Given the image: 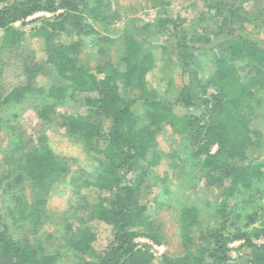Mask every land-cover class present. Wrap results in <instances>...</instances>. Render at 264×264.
<instances>
[{"label": "trees", "instance_id": "16d2710c", "mask_svg": "<svg viewBox=\"0 0 264 264\" xmlns=\"http://www.w3.org/2000/svg\"><path fill=\"white\" fill-rule=\"evenodd\" d=\"M147 1L155 19L134 22L123 32L122 69L97 66L89 71L79 62V44L73 37L96 33L86 21L107 19L104 0H0L2 45L13 50L28 44L34 59L33 64L22 61L0 67V127L7 122L6 110L31 93L47 101L37 111L42 122L49 120L58 104L73 102L78 106L61 118V126L69 137L87 143V153L95 154L99 163L95 177L82 184L89 198L83 207L86 217L75 231L66 228L56 248L13 236L0 207V264H66L70 257L76 264H264V159L249 156L264 146L261 132L251 130L249 119L261 104L254 100L253 90L259 89L264 97V42L252 41L242 28L226 34L218 26L212 38L195 30L186 34L165 15L168 0ZM209 2L218 16L215 2ZM40 13L53 17L34 21L28 33L14 26ZM156 39L158 44L150 43ZM216 49L219 56L214 57L213 72L200 96L192 85H183L167 99L171 82L151 81L164 54L173 56L185 75L191 72L195 53ZM137 106L140 117L133 111ZM193 109L203 111L193 115ZM167 127L185 140L189 159L197 164L206 185L221 192L206 225L196 208H180L182 252L175 257L155 256L148 245L136 243L142 238L159 245L163 236L148 215L140 190L142 178H129L143 162L146 168L159 164L156 136ZM13 145L19 173L5 188L0 179V196L24 180L47 193L46 186L69 171L43 138L32 145L18 134ZM254 182L261 198L253 196L246 210L240 206L241 197ZM26 204L17 197L15 210L9 213L28 221L36 234L45 220L42 202L36 197ZM234 243L239 257L231 261L228 253Z\"/></svg>", "mask_w": 264, "mask_h": 264}, {"label": "rangeland", "instance_id": "374dc122", "mask_svg": "<svg viewBox=\"0 0 264 264\" xmlns=\"http://www.w3.org/2000/svg\"><path fill=\"white\" fill-rule=\"evenodd\" d=\"M209 1L212 0H168L165 15L175 20L178 31L183 28L186 34L195 30L198 35L212 38V33L218 29V26L226 34L231 29L242 28L252 41L264 42V0H213L218 15L216 17L215 11L208 7ZM104 2L106 3L104 15L107 19L100 23H93L90 18L86 21L96 33L83 32L73 37V40L79 44V62L89 71H93L97 66L122 69L120 58L123 32L134 22H151L156 16L155 10L150 8L147 0H104ZM52 17L53 14L40 13L26 20L24 24L17 23L14 26L28 33L36 25L34 21ZM150 43L158 44L157 39L151 40ZM30 49L29 45L25 44L19 49L9 50L2 45L0 39V67L19 65L22 61L33 64L34 59ZM197 54L200 53H195V57L190 58L191 72L185 75L180 74V70L174 64L173 56L164 54L159 57L158 74L152 76L151 81L156 85L171 82L167 99H172L183 85H192L198 96L201 95L202 87L213 72V60L214 57L219 56V51L216 49L211 53ZM238 67H242L241 64H238ZM261 71L264 78V66ZM211 91L212 89H208L209 93ZM253 91L254 100L260 101L261 104L256 113L249 117L250 128L252 131L261 132L264 145V97L259 89ZM46 102L43 95L31 93L20 105L6 110L7 122L0 127L1 186L5 188L8 183H12L19 173L13 149L18 134L24 142L32 145H39V140L43 138L46 145L69 171L65 176L56 178L53 183L47 185V193L41 192L39 187H35L28 180H24L19 186H11L7 194L0 196V207L9 222V230L13 236L18 239L27 237L32 242L39 240L50 250V247L56 248L58 238L66 228L70 227L75 231L79 221L86 217L83 207L89 198L84 195L82 184L85 180L95 177L99 163L95 154L87 153V143L69 137L61 126V118L74 112L78 104L74 105L73 102L67 101L58 104L49 120L42 122L37 111ZM133 111L140 117L139 106L133 108ZM202 111L203 109H193L190 112L199 115ZM156 142V151L161 155L159 164L146 168V163L143 162L129 178L136 176L142 178L140 190L147 203L148 215L160 229L163 240L159 245H153L145 239L138 238L136 243L140 247L144 244L148 245L149 251L155 256L166 254L175 257L182 252L178 237L180 208L184 206L196 208L206 225L207 218L221 200V192L218 187L206 185L197 164L189 159L190 149L186 148L185 140L176 138L170 128L161 131L156 136ZM215 150L216 148H213L211 153H215ZM249 156L251 160L257 159L262 162L264 146L250 153ZM253 185L249 193H243L244 196L241 197L240 206L246 210L250 209L246 202H251L253 196L257 199L261 198L257 183L254 182ZM17 197L26 202V205H31L36 197L41 200L40 210L45 220L42 218L36 234L31 232L32 226L28 221H20L18 215H14L13 218L10 216L9 211L15 210ZM237 246L238 243L230 245L228 257L231 261L239 257ZM66 264H76V260L70 257L66 260Z\"/></svg>", "mask_w": 264, "mask_h": 264}]
</instances>
